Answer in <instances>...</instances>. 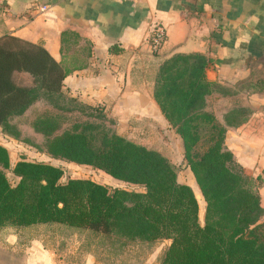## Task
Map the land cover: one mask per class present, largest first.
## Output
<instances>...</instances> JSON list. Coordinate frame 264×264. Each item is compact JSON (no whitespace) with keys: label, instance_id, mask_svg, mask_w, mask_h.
I'll use <instances>...</instances> for the list:
<instances>
[{"label":"trees","instance_id":"obj_1","mask_svg":"<svg viewBox=\"0 0 264 264\" xmlns=\"http://www.w3.org/2000/svg\"><path fill=\"white\" fill-rule=\"evenodd\" d=\"M207 66L201 54L173 55L158 68L153 91L182 141L184 160L206 203L203 226L191 188L177 181L176 168L167 158L89 121L55 135L60 125L44 117L33 129L46 138L47 154L100 170L143 192L83 179L62 184L61 169L27 161L15 164L19 181L13 187L2 171L9 168V156L0 145V227L59 224L130 241L170 240L162 264H264L257 183L225 146L227 128L242 125L248 113L233 109L221 122L206 110L213 94L235 95L206 79ZM18 74L30 76L32 86L18 85ZM67 75L41 45L0 36V128H12L10 120L41 99L63 109L58 103L66 95L62 87ZM80 104L90 111L89 118H107Z\"/></svg>","mask_w":264,"mask_h":264},{"label":"crops","instance_id":"obj_2","mask_svg":"<svg viewBox=\"0 0 264 264\" xmlns=\"http://www.w3.org/2000/svg\"><path fill=\"white\" fill-rule=\"evenodd\" d=\"M38 5L47 10L34 11ZM154 25L166 33L158 52L148 42ZM2 35L41 45L68 71L65 93L145 148L149 133L171 128L153 97L158 68L168 58L201 54L209 82L230 89L246 84L250 115L227 128L225 146L256 181L264 221V0H0ZM215 98L217 108L227 99ZM230 109L220 114L213 106L220 121ZM43 225L0 227V264H66L57 248L32 233Z\"/></svg>","mask_w":264,"mask_h":264},{"label":"rangeland","instance_id":"obj_3","mask_svg":"<svg viewBox=\"0 0 264 264\" xmlns=\"http://www.w3.org/2000/svg\"><path fill=\"white\" fill-rule=\"evenodd\" d=\"M14 81L18 85L32 86V79L26 74L15 75ZM229 90L230 93H235V95L227 96L226 100L219 102L221 106L217 108L218 102L216 103V100L218 98L215 97L219 94H214L213 97L207 99L206 110L214 113L213 106H215L217 112L221 114L228 106L231 108L229 111L241 108L248 113L247 120L250 115L247 85L241 84L240 87L229 88ZM69 98L71 97L66 93L63 100L59 101L58 105L63 109H57L47 100H38L22 116L10 120L12 128H0V145H5L6 148L3 147L7 150L9 156V168L2 169V171L9 184L14 187L19 181V178L13 173L15 164L19 161H27L43 163L61 169L63 174L59 183L62 184L71 179H83L111 189L143 192L142 187L114 181L109 175L100 170L77 165L63 159H56L47 154L45 150L46 138L33 129L34 123L41 118H53L60 125L55 135L70 130L78 122L84 123L86 121L103 125L110 132L114 131L112 119L108 117L89 118L90 111L83 108L81 102L77 99L75 102L70 101ZM145 140L151 145V147H147L148 149L160 152L175 166L177 181L191 188L198 205V223L203 226L206 203L184 160L181 139L174 133L172 128H165L159 129L155 134L149 133ZM32 233L44 237L47 239L49 246L57 248L60 252L59 255L62 256V260L66 264H83L90 256L95 259V264H146L150 259L152 264H162L164 254L171 243L170 240L166 239H157L150 242L130 241L116 234L100 235L59 224H45L34 229Z\"/></svg>","mask_w":264,"mask_h":264},{"label":"built area","instance_id":"obj_4","mask_svg":"<svg viewBox=\"0 0 264 264\" xmlns=\"http://www.w3.org/2000/svg\"><path fill=\"white\" fill-rule=\"evenodd\" d=\"M37 8L34 11L42 13L47 10L46 6H36ZM166 39V33L163 27L159 25H154L149 31L148 42L150 48L153 52H158L159 49L163 46Z\"/></svg>","mask_w":264,"mask_h":264},{"label":"water","instance_id":"obj_5","mask_svg":"<svg viewBox=\"0 0 264 264\" xmlns=\"http://www.w3.org/2000/svg\"><path fill=\"white\" fill-rule=\"evenodd\" d=\"M187 165V164H186Z\"/></svg>","mask_w":264,"mask_h":264}]
</instances>
